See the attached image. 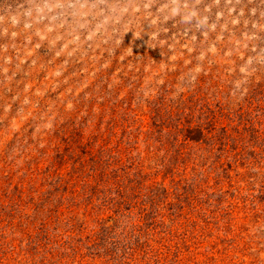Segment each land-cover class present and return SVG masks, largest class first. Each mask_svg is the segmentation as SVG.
Instances as JSON below:
<instances>
[{
  "label": "rangeland",
  "instance_id": "rangeland-1",
  "mask_svg": "<svg viewBox=\"0 0 264 264\" xmlns=\"http://www.w3.org/2000/svg\"><path fill=\"white\" fill-rule=\"evenodd\" d=\"M0 264H264V0H0Z\"/></svg>",
  "mask_w": 264,
  "mask_h": 264
},
{
  "label": "trees",
  "instance_id": "trees-1",
  "mask_svg": "<svg viewBox=\"0 0 264 264\" xmlns=\"http://www.w3.org/2000/svg\"><path fill=\"white\" fill-rule=\"evenodd\" d=\"M198 133H199V134L201 133V135H202V132H200V130H198V129H193V130H189L188 135H189V137H192V139H193V138H194V139H199L200 136H196Z\"/></svg>",
  "mask_w": 264,
  "mask_h": 264
}]
</instances>
